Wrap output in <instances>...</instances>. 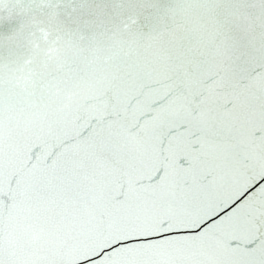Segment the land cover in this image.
<instances>
[{
    "label": "snow or ice",
    "instance_id": "1",
    "mask_svg": "<svg viewBox=\"0 0 264 264\" xmlns=\"http://www.w3.org/2000/svg\"><path fill=\"white\" fill-rule=\"evenodd\" d=\"M0 264H264V0H0Z\"/></svg>",
    "mask_w": 264,
    "mask_h": 264
}]
</instances>
